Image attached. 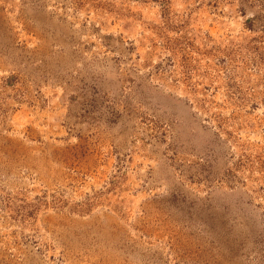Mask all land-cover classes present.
<instances>
[{
    "label": "rangeland",
    "instance_id": "374dc122",
    "mask_svg": "<svg viewBox=\"0 0 264 264\" xmlns=\"http://www.w3.org/2000/svg\"><path fill=\"white\" fill-rule=\"evenodd\" d=\"M0 264H264V0H0Z\"/></svg>",
    "mask_w": 264,
    "mask_h": 264
}]
</instances>
